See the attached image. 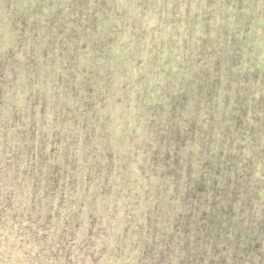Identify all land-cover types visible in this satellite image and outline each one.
I'll use <instances>...</instances> for the list:
<instances>
[{"label":"trees","instance_id":"obj_1","mask_svg":"<svg viewBox=\"0 0 264 264\" xmlns=\"http://www.w3.org/2000/svg\"><path fill=\"white\" fill-rule=\"evenodd\" d=\"M0 264H264V0H0Z\"/></svg>","mask_w":264,"mask_h":264},{"label":"rangeland","instance_id":"obj_2","mask_svg":"<svg viewBox=\"0 0 264 264\" xmlns=\"http://www.w3.org/2000/svg\"><path fill=\"white\" fill-rule=\"evenodd\" d=\"M18 37V36H17ZM6 48V47H5Z\"/></svg>","mask_w":264,"mask_h":264}]
</instances>
